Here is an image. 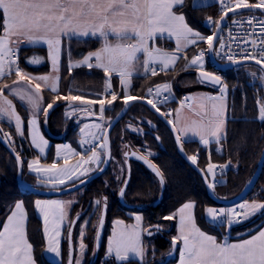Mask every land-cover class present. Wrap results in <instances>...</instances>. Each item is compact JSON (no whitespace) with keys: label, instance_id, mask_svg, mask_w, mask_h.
Here are the masks:
<instances>
[{"label":"snow or ice","instance_id":"6c2138e0","mask_svg":"<svg viewBox=\"0 0 264 264\" xmlns=\"http://www.w3.org/2000/svg\"><path fill=\"white\" fill-rule=\"evenodd\" d=\"M222 15L216 21L211 18L206 21L208 24H215L216 31L212 35L204 36L200 32L192 29L186 22V17L183 12L178 14V9L183 8V0H0V78L6 74H11L13 71L18 77V80H27L29 84L33 80L35 84V95L31 91L22 92L15 85L18 81L13 82V86L4 84L0 87V96L4 95V90L9 89V93L18 96L22 101L27 100V103L32 106L34 112L32 118L28 121L29 135L32 139V144L44 152L47 141L39 134V129L36 128V115L43 111L45 120H47L49 110L53 109L57 100H67L69 102L80 101L81 105H100L101 119L103 112L106 110L105 105L111 106L117 100V93L110 91L111 77L117 74L120 77L121 85L124 91L123 102L125 106L131 101L144 99L143 97H135L129 94L130 80L133 72L137 70L139 64V55L144 56L143 68L145 74L151 71L154 76L159 71H167L174 66L179 59L178 53L183 49H188L189 46H196L199 42L208 44V51L215 52L221 59H226L232 65L240 62L238 54L231 51V45H227L229 52L225 53L226 44L222 37H219L221 31V23L225 20L228 13H236L238 10L260 9L264 12V0H256L252 3L249 0H220ZM201 5H193V9ZM236 24H242L243 21H233ZM247 23L255 29L256 24L260 25V34L264 36V18L257 20L251 17ZM169 38H175L176 48L173 53L165 52L161 49L153 47L155 40L164 38V35ZM249 36L254 33H248ZM231 37V33H229ZM214 37L219 38V47L214 44ZM90 38H98L103 43L102 46L77 62H69V72L73 68L86 66L89 69L96 68L104 72L106 78L104 93L100 94L97 99H85L83 95L60 96L58 94V82L60 79L59 70L62 56V42L67 39L69 42L76 40L77 42H87ZM236 39L235 37H231ZM115 41L114 43L111 41ZM36 45L45 44L48 48V56L52 63V70L56 73L55 77L43 75L32 77L25 73L18 64V50L21 44ZM245 44L248 40L245 39ZM252 51L242 48L240 58L247 60H255L257 65H261V72L264 73V38L260 39L257 47V40L252 39ZM205 52L201 51L195 55L191 61L186 63L187 68L196 67L200 76V83L219 86L220 96H207L206 99L210 102L222 99L227 91V85L222 82L219 75L213 72L204 70ZM94 61V62H93ZM30 64H39L41 59L33 57L28 61ZM159 63L160 68L155 65ZM7 69V72H6ZM255 79V74H252ZM264 80V75L260 76ZM52 80L51 91L56 94V98L47 107H42L43 98L41 93V84L43 81L45 86ZM71 92V89H70ZM163 93H168L163 96ZM106 95H111V99H106ZM148 95L154 98L147 99V104L153 109L160 112L159 105L171 99L172 85L165 83L156 86L155 91L152 88L148 89ZM39 98V99H37ZM190 97H185L182 105L187 102ZM4 105L0 106V116H8L16 121L17 133L23 135L21 117L16 114L12 106V101L4 98ZM74 110L76 106L70 104ZM205 105H201L204 109ZM213 116H218L216 104H212ZM179 113V109H177ZM206 114V113H205ZM167 119L169 125H173V131H179L181 135H177V143L182 142V136L187 133H192L199 137L200 143L208 145L213 140L220 143L224 138L223 124L224 121L216 123L208 120L207 123L203 119L194 121L191 126H186L183 129H176L173 119H168L171 113H161ZM260 119L264 121V106L260 108ZM92 129H102V125L94 123L90 126ZM89 125L81 128V133L85 137L81 140V146L89 145L91 155L87 159H81L75 165L69 164V157L78 155L68 145H64L63 149V166H58L57 161L61 158L60 148L57 149V161L52 164L41 166L39 159L30 161L28 169L30 173L35 172L37 176L46 174L44 182L51 184L52 187L64 188L71 183L75 186L76 180H80L83 184L88 173L94 171L90 166L96 164L97 168L104 159L97 148H106L109 140L107 129L100 132H86ZM7 136V134H5ZM91 136V139L88 137ZM103 140L100 141V137ZM10 139V138H9ZM159 139V137H157ZM100 141V143H93ZM190 142V141H188ZM182 150V148H181ZM193 164H196L198 157L196 155L188 157ZM17 166L21 168L22 175V158L19 154L16 155ZM231 162H229V165ZM160 177V183L163 186L165 183L162 173L154 166L149 165ZM228 165H217L209 162L204 171L205 179L212 175L213 178L219 170L220 174ZM102 171V169H100ZM222 183L213 179L212 183H208V188L213 189L217 184ZM251 183V181H250ZM128 181H124L125 187L121 188L120 194L123 196L126 192ZM74 201H59V200H36L35 206L43 215L45 223V237L47 244V252L61 255L60 239V223L63 222L68 213L66 207L70 208ZM106 203V198H105ZM101 201H95L96 208H99ZM195 203L192 201L186 202L178 209L177 213L164 217L166 220H172L177 215L179 216V234L172 238V249L175 250L178 242L182 246L179 247V264H264V226H262L256 234L251 235L247 239L239 242H229L228 237H225L223 242H219L214 236L206 234L194 222L193 212ZM257 212L264 213V203L244 202L236 208L230 209H215L209 207L206 209V219L212 226L217 224H227L231 228L235 224L242 223L250 219ZM81 218L78 213L76 220L70 221L71 224L77 223ZM136 224L129 225L126 229L119 232L114 231L108 240L107 254L111 257L114 253V259L121 264H133L138 258L137 264H147L145 260L146 249L142 241V233L147 231L148 235H152L151 230H145L142 227V217L135 216ZM90 221H85V228ZM103 215L99 220V225H103ZM51 225V233H49L48 225ZM117 225L123 224V221H116ZM161 229L156 226L155 231ZM99 231H97V239H99ZM84 229L81 230V243L79 246L80 257H74L72 252V232L69 230V264H83V256L86 254L87 246L83 243ZM34 246L29 241L26 235L25 227V212L23 203L18 201L14 207L9 209V214L0 228V264H36L34 259ZM171 255V252L169 253Z\"/></svg>","mask_w":264,"mask_h":264},{"label":"trees","instance_id":"16d2710c","mask_svg":"<svg viewBox=\"0 0 264 264\" xmlns=\"http://www.w3.org/2000/svg\"><path fill=\"white\" fill-rule=\"evenodd\" d=\"M217 7L218 3L205 7H196L194 10L190 0H186L183 8L177 11L185 14L191 26L201 30L205 36H209L212 34V31L207 28L204 22L209 18L214 21L219 19ZM66 42H68L70 59L72 60L83 58L89 52L97 50L101 44L100 40L96 38H90L87 42H77L75 39L71 42L66 40ZM194 51L196 49L191 50L188 55L191 56ZM35 53L44 56L45 50L41 48H27L24 50L26 58H31V55ZM28 69L32 73L48 71L47 64L35 68L29 67ZM233 77L229 73L225 74V79L232 80L230 83H234ZM195 79L196 74L180 72L177 68L169 72H158L154 76L146 75L134 79L132 81L131 95L144 98L145 92L149 88L171 81L173 92L180 98L186 92L202 87L199 82H195ZM105 81L106 77L102 70L79 67L74 68L70 73L68 67L65 66L60 72L58 94L60 96H68L69 94L83 95L85 98L97 99L100 94L104 93ZM181 81L184 82L182 83ZM110 83L113 89L119 91L116 79H111ZM42 95L46 107L56 98V94L47 90L43 91ZM123 104V96L119 94V97L113 102L111 107L105 110L106 118H113L122 108ZM169 105L172 106L173 103H169ZM66 106L65 100H57L54 108L49 110L47 120H45L44 114L41 116L43 133L51 141L46 162L50 161L49 158L53 154V145L55 143L66 141L71 136L77 134L76 127L70 125L69 120L64 118L63 113ZM15 109L23 120L22 138L16 140L13 129L2 122H0V133L6 137L4 131H9L11 139L6 138L16 154H19L22 158V182L28 186L44 189V187L38 185L35 177L27 172L28 160L36 155L30 148L27 140V113L16 103ZM160 111L165 113L162 108H160ZM128 125L141 129L142 135L130 132L127 128ZM110 143L113 158L120 162L123 168L121 180L118 176L120 172L114 171L111 166L113 164H111L103 175L78 190L82 194L70 210L71 220L80 213L79 211L83 210V213H80L81 218L76 223L75 228L77 225L84 224L85 221H90L85 229L83 243L87 247L92 248L95 225H97L98 221V210L96 211L94 203L97 199L101 201V205L98 208L100 212L103 198H106L107 214L103 239L100 250L92 264H121L116 263L113 258H105L106 231L113 219L130 222L132 221V214H141L145 228L155 225L161 228L160 235L154 239L153 245L152 243H148L146 246L145 260L147 264L171 263V260H167V256L172 248L174 219L166 220L164 217L173 215L176 209L186 202L192 201L195 203L196 223L201 228L215 233L216 230L204 218V210L208 206L218 207V205L208 198L200 176L178 155L169 130L146 106L134 104L128 110L126 115L113 128L110 134ZM120 147L125 150L123 160L117 154ZM182 147L187 157L193 155L198 157L195 165L200 170H205L209 162L217 166L228 165L226 172L221 176L223 179L222 183L214 186L213 192L218 199L229 200L241 192L256 170L264 148V121L227 118L225 138L220 143H211L209 148L205 149L196 142H183ZM147 151L154 153V156L147 157L144 154ZM131 154L143 156L148 160L150 165H154L162 173L165 180L162 188L160 177L149 168H146L142 163L128 158ZM126 161L130 168V180L123 195L124 204H120L117 195L125 180ZM229 162H231L230 165ZM16 171L14 159L0 144V226L8 215L9 209L17 201H23L28 217L27 238L34 246L33 255L36 264H52L46 261L42 254L44 243L41 233V223L35 215L32 203L38 197L27 194L17 186ZM244 200L264 203V162L256 184ZM78 208H81V210L78 211ZM255 221L237 226L231 230V233H242L250 228ZM75 228L73 233H75ZM67 230V228L64 230L62 242L63 258L66 256V259ZM85 264H88V262L85 261ZM133 264H137V261H134Z\"/></svg>","mask_w":264,"mask_h":264},{"label":"crops","instance_id":"0c3cea01","mask_svg":"<svg viewBox=\"0 0 264 264\" xmlns=\"http://www.w3.org/2000/svg\"><path fill=\"white\" fill-rule=\"evenodd\" d=\"M186 0H183V5L185 3ZM220 0H190V3H191V6L193 7L194 4L196 5H203V6H197V7H205V6H210V5H214V4H217L219 3ZM180 12H178L179 14ZM186 17V16H185ZM186 22L188 23V25L194 29L195 31H198L200 32L202 35H204V33L201 31V30H198L196 28H194L193 26L190 25V23L188 22L187 18H186ZM205 25H206V21L204 22ZM205 36V35H204ZM98 39V38H96ZM67 39L63 40L66 41ZM100 40V39H99ZM101 44H100V47L102 46V41L100 40ZM111 42H115L114 40L111 41ZM206 46V47H204ZM207 46L208 44L206 42H199L196 46H189L188 49H183V45H182V50L180 53H178L177 55L179 56V59L177 60L176 64L172 67H170L167 71H159L158 72H169V71H173V70H179L180 72H184V73H196V75L199 73V70L196 68V67H191V68H187L185 70V65L186 63H188L189 61H191V59L199 54L202 50L205 52V56H204V61H205V65L206 67L208 68V64H209V61H208V58H207V53L205 50H207ZM99 47V48H100ZM153 47L155 48H158V49H161L165 52H168V53H173L175 48H176V40L175 38H169L166 34L164 35V38H157L155 40V43L153 45ZM27 48H41V49H44L46 51V53L48 52V48H47V45L45 44H36V45H28V44H21L19 50H18V56H19V61H20V65H21V69L27 73L29 76H32V77H39V76H43L42 74L40 73H32L30 71H28L29 67H33L35 68L34 66H32L28 61L31 60L33 57H34V54L31 55V59L29 58H26L25 54H24V50L27 49ZM98 48V49H99ZM168 48H171V49H168ZM196 49V51H194L193 54L188 55L189 52L191 50H194ZM88 55V54H86ZM85 55V56H86ZM139 55V64H138V67H137V70L135 72H133L132 76L129 78L130 80V87H129V92L131 90V87H132V81L136 78H139V77H144L146 75H152L151 74V71H149L147 74H145L144 72V68H143V60H144V56L142 54H138ZM83 58L81 59H77V60H72V62H77V61H80L82 60ZM69 62L70 60H68L67 62V66L69 65ZM94 62V61H93ZM61 65H62V59H61ZM61 65H60V70H61ZM82 67H85V68H88L86 66H82ZM155 67L157 69H159L161 66L159 63H157L155 65ZM50 68H48V71L46 73H44L45 75H50ZM69 69V67H68ZM74 69V68H73ZM89 69V68H88ZM96 69V68H95ZM60 70H59V76H60ZM100 70V69H98ZM182 70V71H181ZM206 70V69H205ZM6 72H7V69H6ZM157 72V73H158ZM56 73H54V77H55ZM112 77H115L118 79V82H119V90L123 91V88H122V85H121V80H120V77L117 75V74H113ZM108 79V78H106ZM14 81H18V83L15 85L16 88H18L19 90H21L22 92H27V91H31L30 88L28 86H26L27 84L25 82H23L22 80H18V77L15 75V72H12L11 74H6L5 77L3 78H0V87H2L4 84H8L9 86H13V82ZM24 83V84H23ZM167 83H170L172 85V82H167ZM26 84V85H25ZM35 84H36V81L33 80L31 85H33V87H35ZM41 84V93L40 95L42 96L43 98V95H42V92L47 90V91H51V85H49L48 83V86H45V83L43 81L40 82ZM165 84V83H163ZM163 84H160V85H163ZM204 86L206 87H211L209 85H206V84H203ZM59 86H60V79H59V82H58V90H59ZM158 86V85H157ZM213 88V87H212ZM105 89V88H104ZM153 91H155L154 87L152 88ZM35 93V90L33 91V94ZM53 93V92H52ZM215 93V91L211 90L209 91V94L207 96H212L213 94ZM130 94V93H129ZM148 94V90L146 91L145 93V96H147ZM217 94V93H215ZM168 93H163V96H167ZM172 96H174L175 98L177 97L176 94L173 92V88H172ZM7 98L8 100H11L12 101V106L13 108L15 109V103L16 104H19L27 113V140H28V144L30 146V148L33 150V152L35 153V157L31 158L30 160H28V163L30 161H34V160H37L39 159V163L41 166H44V165H49V164H52L54 161H57V149L60 148V151H61V158L57 161L58 163V166H63L64 164V161H63V155H64V149H63V146H64V141L62 142H58V143H55L54 144V159L52 160V162H46L47 161V155H48V151H49V148L51 146V141L48 137H46L43 133V130H42V124H41V116L44 114L43 111H40L37 115H36V119H37V124H36V128L39 129V134L40 136L43 137V139L45 141H47V145L45 146L44 148V152L41 153L40 152V149L38 147H35L33 144H32V139L29 135V128H28V121L32 118V113L34 112V109L32 110L30 108V104L27 103V100H21L18 96L16 95H12L9 93V89H5L4 90V95L3 96H0V106H5L7 107L6 105H4V98ZM182 97V96H181ZM183 97H186L185 94L183 95ZM214 97V96H213ZM85 98V97H84ZM179 98V97H177ZM39 99V98H38ZM86 100L87 99H91V98H85ZM173 99L170 100V102H168V106H170V110L169 111H165V113H171V116L168 117V119H173L174 121H177L175 123V128L176 129H183L184 127L186 126H191L193 123L192 122H189L187 121L186 119V116H191V117H194L192 116L193 113L192 111L189 112V108H187V105L189 104L188 101L185 105H182V104H175V102H172ZM190 102L191 104L193 105L195 103V99L193 98H190ZM169 103H173V105H169ZM70 104H73L76 106V109H75V112L72 113V115L70 117H66V119L69 120V122L71 123L70 125H74L77 129V133H78V129H80L82 123H84L85 121H99V124L102 125V129H95L94 132H100L103 130V126H104V119L102 117L101 119V115L99 113H101L100 111V105L99 104H95V105H87V109L90 110L91 114H89V111H85L84 110V107L83 105H81L80 101H74V102H69L67 101V107L65 110H68L70 109ZM181 105V106H180ZM246 106L242 105L243 106V109H242V112L244 113H248L250 112L249 109L250 107H254L253 106V102L252 100L249 99V102L245 104ZM42 107H46V105L44 104V101L42 103ZM174 107V108H173ZM178 107H183L184 110L183 111H179V113H177V109ZM30 108V109H29ZM239 109V107H238ZM15 112H16V109H15ZM17 115H19L17 112H16ZM191 114V115H190ZM93 116L95 118L93 119H85L84 117L85 116ZM235 115V116H234ZM238 114H234L233 111H232V108L230 107L229 110H228V116L227 118H234V119H237L239 116H237ZM244 117H239L240 119H247L245 117V115H243ZM251 118H254L256 120H261L260 119V116L259 114L257 113L255 115V117H251ZM0 122L10 126L14 133H15V138L16 140L22 138V135L18 134L17 133V129H16V121L14 118H9L8 116H0ZM23 128V126H22ZM177 135H181V133L179 131L176 132ZM63 137V135H62ZM102 137H100V141L102 140ZM91 139V137L89 138ZM100 141H93V142H100ZM196 142L198 143L200 146H203L205 147V149H208L209 148V145L211 143H215L214 141L213 142H210L208 145H203L200 143V140H199V137L198 136H195L193 135L192 133H187L186 136H182V142ZM80 147V146H79ZM80 149V148H79ZM98 151L101 152L102 154V148H98L97 149ZM80 152V151H79ZM150 152V151H149ZM81 153V152H80ZM91 152H88V153H81L82 155L86 156L87 154H89ZM83 159H86L83 158ZM78 162V161H77ZM75 162V163H77ZM28 163H27V172H29V169H28ZM75 165V164H74ZM90 166L91 168L94 169L93 172H95L98 168H97V165L96 164H91V165H86V167ZM97 168V169H96ZM207 168V167H206ZM206 170V169H205ZM227 170V167L226 169L224 170L226 172ZM93 172L91 173H88L87 176H89L90 174H92ZM30 173V172H29ZM32 174L35 179L37 180L38 182V185L44 187V188H56V187H52L51 184L49 183H46L44 182L45 179H46V174H41L40 176H37V174L35 172L33 173H30ZM86 176V177H87ZM212 176V175H211ZM85 177H82L81 179H83ZM207 179L209 181V183H212L213 179L217 180V181H223L222 177L221 176H218V177H214L212 176V179H210L208 176H207ZM79 181V180H76V182ZM71 185V183L68 184V186ZM58 188H63V186H60ZM59 200V201H64V202H68V201H74V203L71 205L70 208H67L66 207V211L68 213L66 219L60 223V231H61V236L59 237L60 239V247H61V255L60 256H57L55 253H49L47 252V244H46V237H45V233H44V229H45V223H44V218H43V215L39 212V210L36 208L35 206V201L36 200ZM18 202V201H17ZM20 202L23 203V207H24V212H25V227H26V235H27V221H28V217H27V212H26V209H25V206H24V202L20 200ZM244 202H248V203H252V202H257V201H245L243 200L242 202L238 203L237 205H234V206H231V207H238V205H240L241 203H244ZM33 208H34V212H35V215L36 217L39 219L40 223H41V233H42V238H43V243H44V248H43V257L45 258L46 261L52 263V264H62L63 262V239H64V230L66 228L69 227L70 225V210L74 207V204H75V200L72 199V198H69V196L65 197H53V198H35L33 200ZM257 203H262V202H257ZM15 205V204H14ZM13 205V207H14ZM183 205V204H182ZM182 205H180L176 211L174 213H177L178 209H180L182 207ZM209 207H214V206H208L205 208L204 210V218L205 220L209 223V221L206 219V216H205V213H206V209L209 208ZM218 207H221V206H218ZM217 207V208H218ZM231 207H223V208H231ZM9 214V213H8ZM7 216L5 217L4 221L6 220ZM193 218H194V222L196 223V219H195V209H194V212H193ZM115 222L117 221L116 219H113ZM113 220L111 221L113 223ZM257 220V221H255ZM259 220V221H258ZM3 221V222H4ZM120 221V220H119ZM252 221H255L253 223V225L250 226V228L246 229L244 232L242 233H237V234H232L231 233V230L235 229L237 226H241V225H244L246 223H250ZM111 224V223H110ZM2 225L3 223L1 224L0 228H2ZM196 225L202 230L204 231L206 234H210L212 236H214L219 242H223L225 240V237H228V241L229 242H232V243H235V242H239L240 240H243V239H247L249 238L251 235H254L257 233V231L262 227L264 226V213H261V212H257L255 215H253L250 219L246 220V221H243L242 224L240 225H233L231 228H228L227 227V224L225 227L223 228H220V229H217L215 226H212L210 223L209 225L214 228L216 231L215 233L212 232V231H207L206 229H203L201 228L197 223ZM142 226L143 228L145 229V226L143 225V222H142ZM48 228H49V233H51V225L49 224L48 225ZM179 216L177 215L175 218H174V234H173V237H176L178 236L179 234ZM122 229L120 228V225H117L116 226L114 225L112 230L110 231V234L108 235L107 237V240H109V238L112 236L113 232L116 231V232H119L121 231ZM147 230V229H146ZM154 230V229H152ZM153 235V236H152ZM152 235H149L150 236V239H143V244H144V247L146 249V246L148 243H152L153 245V241L154 239L160 235V231L159 233L156 231V232H152ZM148 236V237H149ZM152 236V237H151ZM241 236V237H240ZM147 237V238H148ZM172 237V238H173ZM81 242V234H80V238L79 240ZM182 246L181 242H178L177 244V247L175 250H173L171 248L170 252H171V255L168 254L167 256V260H171V263L169 264H179V247ZM78 249H79V246H78ZM147 251V250H146ZM80 254V253H79ZM106 256H108L107 254V251H106ZM145 259H146V256H145ZM115 260V259H114Z\"/></svg>","mask_w":264,"mask_h":264},{"label":"rangeland","instance_id":"374dc122","mask_svg":"<svg viewBox=\"0 0 264 264\" xmlns=\"http://www.w3.org/2000/svg\"><path fill=\"white\" fill-rule=\"evenodd\" d=\"M68 46H69L68 42H66V41L62 42V56H61L62 65H61V69H63L65 66H67L68 60H71L70 59L71 55H70V51H69ZM34 57L40 58L42 62L39 63V64H31V65L34 66V67H40V66H44V65L47 64V67L50 68L49 69L50 70V75L49 76L54 77V72L52 70V63H51V60L49 59L48 52L46 53V51H45L44 56H42L41 54L39 55V54L35 53ZM29 59H31V58H29ZM205 69H206V71H209V70H207V67L204 64V70ZM230 71H231L230 74L234 76L233 77L234 78V80H233L234 83H230V82H232V80H230V79H225V73L223 72L224 74L222 75V77L221 76L220 77L222 79V82L227 85V91L224 94V97L222 99L215 100L213 102L208 101L206 99V97L209 94V91H211V90H213V91H215V93H217L215 97L220 96L219 86L216 87V88H214V87L213 88L212 87H210V88L206 87L202 83L199 82L198 76L196 75L195 82H199L202 85V87L200 89L190 90V91L185 93L186 97H190V98L195 99V103L193 105L191 104L190 99L188 100L189 104L187 105V108H189V112L192 111V113H193L192 116H194V117H191V116L187 115L186 116L187 121L192 122V123L194 121L199 122V121H201V119H203L205 123H207L208 120H212V121H214L216 123H219L220 121H224L223 129L226 131V120H227V116H228V110H229L230 107L232 108L233 113L234 114H238L237 116H239V117H244L243 115H245L246 118L248 117L247 119H254V118H251V117H255V115L257 113L260 116V108H261V106H264V80L260 79V76L263 75L262 72L258 68L254 67V66H241V67H237L235 69H232ZM60 72H61V70H60ZM44 73H46V72H41L40 74L45 75ZM252 74H255V79H254ZM111 79H116L117 82H118V79L115 78V77H111ZM176 80H177V78H176ZM22 81L27 84V85L26 84L25 85L28 86L30 88L31 92L33 93V91L35 90V87H33V85L29 84L27 80H22ZM181 82L183 83L184 81H181ZM48 83H49V85H51L52 84V80H50ZM165 83H167V82H165ZM118 85H119V82H118ZM156 86H154V89H156ZM110 91L117 93L118 97H119V94H121L124 97V93L122 91H120V90L116 91L115 89H113L112 85H111ZM129 93L131 95V90H130ZM33 95H35V93ZM150 98H154V96H150ZM150 98H148L147 96L144 97V99H146V100L150 99ZM106 99H111V95H106ZM249 99L252 100L254 107L251 106L250 109H249L250 112L244 113V112H242V109H243L242 105L246 106L245 104H246V102L247 103L249 102ZM65 101L67 103V100H65ZM213 103L216 104L217 110L219 112L218 116H213V109H212V104ZM202 104L205 105L204 109H201V105ZM110 107L111 106H109V105H105V109H108ZM159 107H160V105H159ZM238 107H239V109H238ZM30 108L33 110L31 105H30ZM178 109H179V111H183L184 110L183 107H178ZM164 111H166V110L164 109ZM74 112H75V110L73 108H70L68 110H64V113H63L64 118L66 119V117H70L72 115V113H74ZM99 114L101 115V113H99ZM102 117L104 119L103 129H106V127L108 126V124L110 123L112 118L111 119L110 118L109 119L106 118L105 111L103 112V116ZM239 117L237 119H239ZM66 120H68V119H66ZM21 123H22V126H23L22 118H21ZM94 123H98L99 124V121H85L84 123H82L80 129H78V133L75 136H71L70 139L64 141V143H63L64 145H68L76 153H79L78 155H74V156L69 157V161L68 162H69L70 165L76 164L75 162L80 161L82 158L86 157V159H87V157L91 155V153L87 154L86 156L82 155L81 154L82 152L81 153L79 152L80 151L79 148L81 147V140L85 138L83 136V134L81 133V128H84L85 125H89V128L86 129V132H94L95 129H92L90 127ZM127 128H128V130H130V132H132V133H134L136 135H142L141 129H139L137 127L128 125ZM5 133L9 134L10 137H8V136H6V137L11 139V134L9 133V131H4V135H5ZM224 135H225V132H224ZM90 137L91 136H89L88 139ZM102 139H103V137H102ZM203 148H205V147H203ZM124 152H125V150L122 147H120L118 149V152H117V154L119 155L120 159H122V160H123V153ZM48 153H49V151H48ZM144 154L147 157L154 156V153H151L149 151L144 152ZM102 157H103V150H102ZM53 159H54V145H53V154L49 158V160H50L49 162H52ZM101 164L99 165V167L101 166ZM111 164H113V165H111ZM110 165L112 166L114 171L116 170V172H120V174L118 176H119V179L121 180V176L123 175V173H122L123 172V168L121 167L122 166L121 163L116 161L113 158V155H112V159H111ZM208 177L210 179H212L211 175H208ZM79 181H77V182H79ZM81 194H82L81 191H78L76 193H72V194L66 195L65 197L69 196V198L74 199L75 200V204H76L77 201H78V198H79V196ZM94 205H95V203H94ZM212 208H215L217 210H219V209H230V208H223V207H218V208L217 207H212ZM231 208H234V207H231ZM79 210H81V208H78V211ZM97 210H98V216H97V219H98L100 212H99L98 208H96V211ZM79 212L82 214L83 210L79 211ZM136 215H140L141 216V214H139V213L132 214V221H130V222H124L121 219H116V220L117 221L118 220L123 221V224H120V228L122 230H124L129 225H135L137 223L136 220H135V216ZM205 216H206V213H205ZM142 222H141V224H142ZM114 225L116 226V222L113 220V223L111 222L110 226L107 228L106 241H105V245H104L105 251L108 250L107 237L110 234V231L112 230ZM96 226L97 225H95V229H96ZM155 226H158V225H155ZM155 226H153V227L155 228ZM147 228H145V230ZM82 229H84V235H85V229H86L85 228V223L84 224L82 223L79 226L77 225L76 228H75V233H73L74 257H77V258L80 257V254H79L80 250L78 249V246H80L81 242L78 241V240L80 238V234H81V230ZM151 231L153 233L156 232L155 229L154 230L151 229ZM145 232L142 233V236H141L142 241H143V239L145 237H146L145 239H150V236L148 237ZM105 258H113L114 259V253H113V255L111 257L105 256ZM66 260L67 259H66V256H65V258H63L62 264H66ZM82 260H83L84 264H85V261L88 262V264H92L93 263V261H94V249H93V246H92V248L87 247L86 254L83 256ZM136 261H138V258H136ZM115 262L116 263H121V262H117V261H115Z\"/></svg>","mask_w":264,"mask_h":264},{"label":"water","instance_id":"95a60500","mask_svg":"<svg viewBox=\"0 0 264 264\" xmlns=\"http://www.w3.org/2000/svg\"><path fill=\"white\" fill-rule=\"evenodd\" d=\"M245 12H259V13L264 14V12H262L260 9H253V10L241 9V10H238L236 13H228V15H227V17L225 19H227L230 16L237 15V14H242V13H245ZM222 23H221L220 27H222ZM216 30L217 29H216V26H215L213 32L216 31ZM217 38L218 37H214V43L217 40ZM207 58H208L210 67L213 70H215L217 72H220V73L227 72V71H230L232 69H235V68L241 67V66H254V67L258 68L260 71H261V67H262L261 65H257L255 62H248V61H242V62H239L236 65H232L231 63L221 64V65L217 64V63H215L213 61L212 52L208 51V46H207ZM262 74L264 75V73H262ZM197 76L198 77L200 76V72L197 74ZM204 84L209 85V86L214 87V88L218 87V86H213V85L207 84V83H204ZM134 104H142V105L146 106L149 109V111L152 114H154L155 117L160 122H162L164 124V126L169 130V132L171 133V135L173 137L174 144H175L176 151H177L178 155L185 161V163L187 165H189L200 176V178L202 179L203 184L205 186V190H206L207 196L213 203H215L216 205L221 206V207H231V206L237 205L238 203L242 202L246 198V196L250 193V191L252 190V188L256 184L258 176H259V174L261 172L262 165H263V162H264V148H263V150L261 152V156H260V159L258 161L256 170H255L253 176L245 184V186L243 187L241 192L238 195H236L235 197H233V198H231L229 200L218 199L214 195L213 189H209L208 188L209 181H208V179L206 181L204 171H202L199 168H197V166L195 164H193L191 162V160L188 159V157H187V155L184 152V149L182 147V143H180V144L177 143V139H176L177 133L172 130L173 129V125H169L167 123V119L164 116L161 115L162 112H157L155 109H153L151 107V105L147 104V100L146 99H137L135 101H131V102H129V104L127 106H125V104H123L122 108L111 119L110 123L106 127L109 143H108V146L106 148H102L103 149V159H104L105 162L102 163L101 166L95 172H93L89 176L83 178V179H85L86 182L81 184L80 181H79V182L75 183V186H73L71 184L67 188L63 187V188H44V189H41V188H38V187L28 186V185L24 184L22 182L21 175H20L21 168L17 166V161H16V155L17 154L13 150V148L11 147L10 143L8 142V140L4 136H2L1 133H0V144L11 155V157L14 159V161L16 163V170H17L16 171V183H17V186L21 190H23L24 192H26L29 195H33V196L40 197V198H53V197H63V196L72 194V193L80 190L81 188H83L87 184L91 183L95 179L99 178L101 175H103L107 171V169L110 166L111 159H112L110 134H111L113 128L126 115L128 110ZM84 118L90 120V119H93L95 117L88 115V116H85ZM181 148H182V150H181ZM128 158L134 159V160L142 163L146 168H149L152 172H155L152 169V167L149 166L150 164H149L148 160L146 158H144L143 156L136 155V154H131ZM125 164H126V176H125V180L124 181H128V183H129V180H130V168H129V165H128L127 161H126ZM100 169H102V171ZM154 174H156V173H154ZM250 181H251V183H250ZM160 185H161V183H160ZM127 186H128V184H127ZM123 187H125L124 182H123L121 188H123ZM121 188H120V190H121ZM161 188H162V185H161ZM126 189H127V187H126ZM120 190H119L118 195H117L118 201H119L120 204H124L123 196H121ZM106 214H107V202L105 203V198H103L100 214H99L98 221H97V226H96V229H95V235H94V242H93L94 259L96 258L97 253H98V251L100 250V247H101V243H102V239H103V231H104V226H105V221H106ZM102 215H103L104 222H103V225L100 226L99 225V220H100ZM76 217H77V215L72 220H76ZM75 225H76V223L74 225L70 223V225L68 227V230H67V236H66L67 260H66V264H69V253H70V244H69L68 233H69V230H71V232H72L71 240H72V247H73V232H74ZM153 228H154L153 226L152 227H148L147 230H151ZM155 228H156V226H155ZM97 231H99V233H100L99 239H97ZM145 233H146L147 236H149L147 234V231ZM72 255L74 256V251L72 252Z\"/></svg>","mask_w":264,"mask_h":264},{"label":"built area","instance_id":"2783aa9c","mask_svg":"<svg viewBox=\"0 0 264 264\" xmlns=\"http://www.w3.org/2000/svg\"><path fill=\"white\" fill-rule=\"evenodd\" d=\"M249 2L254 3V2H256V0H249ZM217 15L219 16V18L222 15L220 2L218 3V7H217ZM251 17H255L257 20H259L261 18H264V14L259 13V12H245L242 14L230 16L223 21L221 31L219 33V37H222L225 44H226L224 52L225 53L229 52V48L227 47V45H231V51L238 54V58L240 59V62H242V61L255 62V60H252V59L244 60V59L240 58L242 56L240 50L242 48L246 47L248 49V51H252L253 50V46L251 44L252 39L257 40V47H258L260 39L264 38V36H262L260 34V25L259 24H256L255 29H254L252 26H250L247 23V20ZM233 21H243V23L242 24H236ZM207 25H208L209 29L211 31H213L215 24L214 23L213 24L207 23ZM229 33H231V37H235L236 39H232L229 36ZM248 33H254V35L249 36ZM245 39L248 40L247 44L244 43ZM214 44L216 47H219V38H217V40L215 41ZM212 59L215 63L220 64V65L230 63L226 59H221L219 56L216 55L215 52H212ZM18 64H19V67L21 68L19 56H18ZM212 96L215 97L216 94L214 93ZM147 97L150 98V96L148 94H147ZM182 101H185V97L182 96L180 98H177V97L175 98L173 96L172 102H175V104H182ZM168 102H170V100L165 102V103H161L160 107L165 109L166 111H169L171 108H170V106L167 105ZM186 103L187 102H185L183 105H185ZM5 134H7V133H5ZM7 136L10 137L9 134H7ZM93 143L98 144V142H93ZM80 152H82V153L91 152L90 146L89 145L81 146ZM218 168H219V166H218ZM224 173H225V171H224ZM223 174H220L219 170H217V174L215 175V177L221 176ZM240 224H242V223H239L237 225H240ZM225 226H226V223L223 226L219 225V224L215 225V227L217 229L223 228Z\"/></svg>","mask_w":264,"mask_h":264},{"label":"flooded vegetation","instance_id":"af4514ba","mask_svg":"<svg viewBox=\"0 0 264 264\" xmlns=\"http://www.w3.org/2000/svg\"><path fill=\"white\" fill-rule=\"evenodd\" d=\"M207 70H209L208 72H213L214 74H216V75H219V76H221L222 77V75L225 73V74H227V73H231V71H228V72H224V73H220V72H217V71H215V70H213L212 68H207ZM206 71V70H205Z\"/></svg>","mask_w":264,"mask_h":264}]
</instances>
